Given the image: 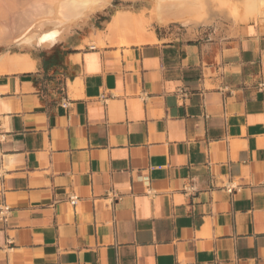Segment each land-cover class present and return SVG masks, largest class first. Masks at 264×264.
Instances as JSON below:
<instances>
[{"label":"crops","instance_id":"crops-1","mask_svg":"<svg viewBox=\"0 0 264 264\" xmlns=\"http://www.w3.org/2000/svg\"><path fill=\"white\" fill-rule=\"evenodd\" d=\"M259 22L84 35L0 74V264H264Z\"/></svg>","mask_w":264,"mask_h":264},{"label":"bare ground","instance_id":"bare-ground-1","mask_svg":"<svg viewBox=\"0 0 264 264\" xmlns=\"http://www.w3.org/2000/svg\"><path fill=\"white\" fill-rule=\"evenodd\" d=\"M147 2L151 6L148 13L117 10L106 29L97 32L99 40L110 46L141 44L154 40V31L146 30L152 23L199 25L224 17L238 24L259 20L264 27V0ZM110 3L111 0H0V43L15 40L21 47L49 46ZM7 22L10 27L4 24ZM35 63L26 52L4 51L0 53V74L32 70Z\"/></svg>","mask_w":264,"mask_h":264},{"label":"rangeland","instance_id":"rangeland-1","mask_svg":"<svg viewBox=\"0 0 264 264\" xmlns=\"http://www.w3.org/2000/svg\"><path fill=\"white\" fill-rule=\"evenodd\" d=\"M150 4L144 0H111V3L104 8V10H100L99 12L94 13L91 17L87 18L85 22L74 25L68 30V32L64 35L65 38L61 41H65L67 39H74L79 40L84 35H88L89 37H86L84 40L83 46L89 45V46H95V47H105L110 46L109 43H102L101 40H99V32L97 31H104L106 29L107 23L111 19L112 15L117 10H129L136 13H148L150 9ZM147 10V11H146ZM233 22L232 20H229L228 18H219L217 20H214L210 24H199V25H193V26H185L179 23H171L167 26H160L156 23H152L146 27V30L149 32L151 30H154L159 27H179V28H186L188 27L190 30L197 27H206V26H213V27H221L223 29L232 31L234 29L239 28L241 25H246L245 23H237ZM7 27L9 26V23H4ZM241 24V25H240ZM70 31V32H69ZM13 38H16L14 35ZM125 45H119L118 47H123ZM34 47H21L20 45L16 44L15 40H10V43H0V53L4 51H12V52H28L30 49L35 48Z\"/></svg>","mask_w":264,"mask_h":264},{"label":"built area","instance_id":"built-area-1","mask_svg":"<svg viewBox=\"0 0 264 264\" xmlns=\"http://www.w3.org/2000/svg\"><path fill=\"white\" fill-rule=\"evenodd\" d=\"M91 48L92 47H95V46H90ZM232 187L231 188H228L229 191H232ZM195 186L193 184H190L187 188H186V191H195ZM68 201L70 202V204L75 207L79 201V196L77 194H70L68 196ZM11 208L10 206H8L7 204H2L0 206V214L2 215V217L5 219L7 214L10 212Z\"/></svg>","mask_w":264,"mask_h":264}]
</instances>
